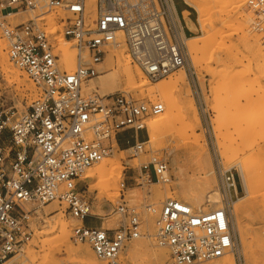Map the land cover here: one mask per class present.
<instances>
[{"label":"built area","instance_id":"built-area-1","mask_svg":"<svg viewBox=\"0 0 264 264\" xmlns=\"http://www.w3.org/2000/svg\"><path fill=\"white\" fill-rule=\"evenodd\" d=\"M253 29L264 41V0H249ZM37 12L35 19L13 24L14 10ZM62 11V13H59ZM56 13L61 33L76 51V67L64 69L52 32L39 18ZM0 29L10 60L41 89L30 109L17 119L0 102V264L23 250L33 236L30 222L35 204L58 200L78 224L75 243H88L108 264H121L126 243L141 236L136 208L120 204L118 228L96 226L93 202L79 187L83 173L106 157L125 131L133 134L134 153L144 141L145 119L164 111L161 102H147L127 91L101 95L84 87L102 71L112 49L126 44L132 62L151 80L173 71L190 70V50L183 11L175 0H0ZM203 113V102L198 100ZM206 120V118H205ZM145 180L168 183V160L151 157L142 164ZM222 205L206 212L176 198L158 209L154 238L170 251L174 264H197L233 253L240 259L231 205L237 195L233 173L220 166ZM124 186V183L122 184ZM88 189V188H87ZM146 211L156 212L151 204Z\"/></svg>","mask_w":264,"mask_h":264},{"label":"rangeland","instance_id":"rangeland-1","mask_svg":"<svg viewBox=\"0 0 264 264\" xmlns=\"http://www.w3.org/2000/svg\"><path fill=\"white\" fill-rule=\"evenodd\" d=\"M175 1L177 3L178 10L183 11V9H186L188 11L187 17L191 18L195 23V32L190 31V34L188 35V37L194 36V39L192 41L187 40L191 56L190 70H184L201 122L200 127L195 130V133L203 134L206 138V145L209 149L213 168L214 186L219 192L221 191L218 170V167L220 166L222 169L228 170V173H233L235 177V181L237 183V195L234 200L236 201L239 197L244 198L242 201H238V204L244 203V201L250 198V190H248L249 188L247 183H255L258 187V190L261 191V193L259 191L257 192L258 196L255 198V200H257L255 201V205L250 213H248L246 209L244 213H247L241 214L242 226L247 228L250 239L249 248L246 251L242 246L241 236L238 230L237 216L234 211L235 206L233 207L235 204L234 202L232 203V221L236 232L240 259H238L233 253L228 254L233 257L235 264H264V203L262 201V195H264V97L261 102L257 103V105L247 104L249 100L257 98V94L255 92L256 89L259 87L264 88V41L261 39L260 34L252 27L254 14L248 8L249 0H241L242 3L238 2L237 4L240 5L237 6V4H235L236 7H234L235 5L233 4V0L230 3L229 0H227V3H225L223 7H220L221 5L217 4L218 2L215 0H200L206 6L205 8L208 9H206L208 12L207 16L211 22V24L209 22L210 26H208L209 24L206 26L208 29H206V27L203 28L202 24L198 20L199 10L195 5L190 3L187 4L185 0ZM235 1L238 0H234V2ZM231 4L234 5L232 6L233 9H230ZM15 11L17 12L16 14L21 12L22 16L25 15L27 19L26 21L32 17L35 19V15H37V12ZM59 13H62V11ZM15 16L12 15L9 18L11 23H13ZM59 17L60 15L58 16L56 13L52 12L46 14L42 18H39L38 22L42 24L46 22L48 29L50 32H52L54 41L57 44V49L61 51L60 47L64 46L68 41H65L61 33V26L58 24ZM22 22L25 21H19V23ZM239 25H241L243 29ZM244 30H246L245 33L243 32ZM208 32L214 33L212 38L213 40H216L212 41L211 38L208 42L203 43V40L208 37V35H210ZM0 39L5 42L8 49L7 40L1 29ZM193 43H197L199 49L193 50L190 48V44ZM115 50L116 49H112L110 53ZM235 54L237 56H244L245 54V56L243 57V60L241 62L239 61L238 63L231 60L233 57L230 56L236 57ZM228 60H230V62H228ZM231 63L232 65H230ZM13 65L20 69V67H18L16 64L13 63ZM226 67H228V69L231 71L237 70L241 73L243 72L244 75H249L248 78L249 80L253 81L255 90L253 91L254 93L250 99H240L239 102L241 104V108H245L246 112L244 114V119H240L238 124L234 122L232 124L229 122V117L236 113L233 111V106L236 101L232 97L237 94V89H229L227 86V82L229 83V81L224 77L225 75L223 76L221 74V68L225 69ZM179 70L180 69H177L160 79L150 80L154 83L163 80L169 81V78L177 74ZM234 74H236V71ZM28 80L33 83L32 89L22 86H20L21 90L17 89V83L11 79H6L0 70V102L2 104L3 110H10L12 113H14L12 119H17L19 116L26 113L27 110L32 106L33 102L38 99L39 95L41 94V89L35 85L29 76ZM126 90L127 89L123 87L118 91ZM97 92L103 95L99 91ZM127 92L131 93L136 98L147 102H161L164 104L159 96H157V98H152L147 95L146 92L141 93L136 89H131L129 91L127 90ZM199 99H201L204 103V113L199 106ZM156 115L148 116L145 119V123L147 124V121ZM217 125H219V129H221L220 131L219 129H215V127L218 128ZM131 133L132 132H122V134L118 136L120 137L122 144L119 143L118 146L113 145L114 147L112 148V151L107 155V157H109L112 154H115L123 161V164L127 166L124 171V186L121 184V182L117 184V187L119 188L118 191L116 190L112 192V194H114L113 199L109 197L111 194L107 193L109 191L99 188L93 189L89 187L91 184H93L92 182H94L92 179H83L79 182V187L82 190H85L88 196L91 198L93 202L92 212L96 211L97 205L99 204H102L103 211H101L103 213H107L109 210H111L107 215L94 214L91 216V218L94 220L102 221L103 223H111L110 226L103 224L104 227L115 229L121 225L123 220H125L124 215L118 211V206L120 204L124 203L129 207H134L137 209L140 219L142 220L140 229L141 236L126 243V246L119 257L121 264H150V250L160 249L164 250L166 253L164 264H174L170 255V251L167 248L158 245L154 238L158 224L155 223L150 229L148 226V219L155 217L158 220V209L160 208L161 202H163L168 197L173 198L172 196L178 195L180 198L176 199L186 202V200L182 198V187L194 184L195 182H201L205 174L200 173L198 170L195 156L193 155L192 149L190 148V140H188L190 132L183 129L181 117L176 118L175 122L173 121L170 127L165 130L163 143L158 147V149L155 150H151V147L147 143H144L142 151L140 153H134V149L129 148L133 144L132 141L130 143H126V139ZM217 135L221 140H224V143L226 144L227 155L225 156L226 158L228 157V159L224 158L225 156L222 157L221 152L218 150V142L216 139ZM246 137L247 141H249L247 144L245 142ZM147 138L148 134L145 128L139 132V140L145 141ZM151 157H164L168 160L169 175L171 177L168 183L157 182L155 179L148 181L141 178V176L144 174L141 166L142 164L146 163L145 161L151 159ZM173 158L176 159V165L179 167L178 170H175ZM244 165L249 167V173L247 177L246 174L242 172ZM88 187L90 191L87 189ZM198 187L200 190L203 189L200 184ZM105 192L109 195H107ZM53 202L58 204L56 209H49V211H46V206H49L48 204L52 202L46 204H35L34 207H39V211H36V208L32 209L30 222L33 229V236L28 241V243L23 246V248H25L26 246L31 245L35 249L38 259L36 258L34 261L35 263L33 262L32 264H52V262L47 261V258L52 254L57 261H66L67 264H71V262L68 261V255L65 251V248L63 246L59 247L58 243L53 241L52 235H45L41 234L40 232L47 229V221L53 219L52 216H55L54 214L61 209V206L66 208V205L60 204L58 200ZM146 204H151L157 209V211H146L143 207ZM220 204L222 205V199ZM207 205L210 206V202H207ZM195 209L198 208L196 207ZM64 212L67 214V221L69 224L68 228L71 231L78 224V221L65 210ZM249 216H251V219H253L252 225L249 223ZM42 239L50 242L45 245L47 248L44 247L46 250L45 254L43 251H41ZM139 241L147 242L149 244V251L145 250L141 253L131 254V252L128 250V246ZM70 242L74 246L87 245L89 248H91L88 243H75L71 238ZM20 256L21 254L17 253L14 258L12 257V260L10 259V261L5 264H17V262L20 260ZM41 259L43 260L39 261ZM213 260L218 259L216 258L208 261H202L197 264H206L207 262ZM105 262L108 264L107 261Z\"/></svg>","mask_w":264,"mask_h":264},{"label":"bare ground","instance_id":"bare-ground-1","mask_svg":"<svg viewBox=\"0 0 264 264\" xmlns=\"http://www.w3.org/2000/svg\"><path fill=\"white\" fill-rule=\"evenodd\" d=\"M199 1L198 0H185V2L195 5L198 8L199 10L198 20L202 24V27L205 28L210 22L207 16L208 9L205 8L206 6L203 4L202 1L200 2ZM215 1L218 2L217 4L221 5L220 7H223L224 4L227 3V0H224V1L215 0ZM201 2L203 5L201 4ZM230 2H232V0L231 1L229 0V3ZM238 2L242 3L241 0L240 1L238 0L235 2L233 0L234 5L237 4ZM94 4H95V0H88L90 12H92ZM234 5L231 4L230 9H233L232 6ZM239 5L240 4H237V6ZM225 6H228V5H225ZM212 7H215V6H212ZM234 7H236V5ZM17 11H24V10L20 9ZM228 11L226 12L229 13ZM16 13L17 12L15 11L14 16L15 15L16 16H15L13 23L18 24L20 20L22 21L27 20L25 15L22 16L21 12H19L18 14ZM184 16L186 18L187 25L189 26L191 31L195 32V28L192 25L193 23H191L187 17V12H184ZM210 24L208 26H210ZM239 26L242 28L241 25ZM241 28L239 29L242 30L243 28L242 29ZM206 29L208 28L206 27ZM245 31L246 30H244L243 32L245 33ZM208 33L211 36L208 35V37H206L203 40V43L208 42L212 38V35H214V33L212 32H208ZM187 38H188V41H192L194 39V36H189ZM215 40L216 39L213 40L212 38V41H215ZM65 41L67 40L65 39ZM190 48H192L193 50H197L199 49V46L197 43H193V44H190ZM60 49L62 53V62L64 64V69H67V70L74 69L76 67V51L73 49L72 42L68 41L64 46H61ZM241 56L236 55V57L235 56H230V57H233L231 59L232 61L239 63V61L241 62L243 60V57L245 56V54L244 56L243 55ZM228 62H230V60H228ZM230 65H232V63ZM20 69L15 67L13 63L10 61L7 45L2 39H0V70L2 71L4 77L6 79H11L14 82H16L17 86L19 87L18 88L16 86L17 89L21 90L20 86L26 87L28 89H32L33 83L28 80V76H27L28 74H26L23 70H20ZM221 69H222L221 74L223 76L225 75L224 77L229 81V83L226 81L229 89H235V88L237 89L236 90L237 94L232 97L236 101L233 106V109H234L233 111L236 113L232 115L230 114L231 116L229 117V120H230L229 122H231L232 124L233 122L238 124L240 119H244V114L246 112L245 108H241V104L239 101L242 98L245 100H248L252 97L254 93L253 91H255L254 86H253V81L249 80L248 78L249 75L247 74L244 75L243 72L241 73L235 70L236 74H234L235 71L229 70L228 67H226L225 69L224 68H221ZM221 74H218V75H221ZM169 79H170L169 81L163 80V81H159L156 83L152 82L138 65L132 63L131 57L127 50V46L125 43H123L115 51L107 55L104 65L102 66L101 73L95 79H93L92 81H89V83L85 85L84 87L86 88L87 91L97 90L103 95L114 93L118 91L119 89L125 87L128 91L131 89H136V90H139L141 93L146 92L147 95H149L152 98H157V96H159L165 104V110L161 114H157L156 116H153L151 119L147 121V124H146V131L148 134V138L147 140L144 141V143H147L151 147V150L158 149V147L163 143V137L165 135L164 134L165 130H167L168 127H170L173 121L175 122L176 118L181 117L183 129L185 131L190 132L188 140H190V148L192 149V153L195 156V161L198 166V170L200 171V173L205 174L201 182H195L194 184H190V185H187L186 187H182V191H181V193L183 194L182 198L186 200V202H190L189 204L192 205L194 208L197 207L198 209H200V211L206 212L211 209L220 207L221 198H222L221 193L214 186L213 168H212V163L210 159L209 149L206 145V138L203 134L195 133V130L200 127L201 122H200L197 108L195 106V102L191 95V90L189 88V83L187 80L185 70L183 68H180L179 72L175 74L174 76L170 77ZM255 92L257 94L256 96L257 98L249 100L247 104L257 105V103L263 100L264 88L259 87L258 89H256ZM263 116H264V113H263ZM217 126L218 128L215 127V129H219V125ZM220 130L221 129H219V131ZM216 137H217L216 139H217L218 148H219L218 150L221 152L222 157H223L227 155L226 144L224 143V140H221L218 137V135ZM245 140L247 144L249 142L247 141V137L245 138ZM113 145L118 146L116 142ZM129 148L131 149L132 146ZM224 158H226V156ZM226 159H228V157ZM149 161L150 159H148L145 162H149ZM173 164L175 166V170H178L179 167L176 165L175 158H173ZM126 168L127 166L123 164V161L115 154H112L109 157L107 156L104 157L101 161H99L98 163L88 168L83 173L82 179H85V180L92 179V181L94 182H92L93 184H91L89 187L93 189L99 188V189H104L106 191H109L107 193L109 194L111 193L110 195L107 194L106 192L105 193L109 195L110 198L113 199L114 194H112V192L116 190L118 191V188H119L117 187V184L119 182H121V184L124 183V175H125L124 171ZM248 168L249 167L247 165H244L243 170H242V172L246 174V177L248 176V173H249ZM199 184L202 186L203 189L201 190L199 189L198 187ZM247 184L249 188L248 190H250L249 191L250 198L241 204L240 203L238 204V201L239 202L242 201L244 199L243 197H239L236 201L235 200L233 201L235 204L233 205V207L235 206L234 211L236 213L237 221H238V230L241 236L242 246L245 251L249 248L250 239H249L247 228L242 226L241 214H243L246 211V209H247V212L250 213V211L255 205V201L257 200V199L255 200V198L258 196L257 192L259 191L255 183H247ZM89 187H88V190H89ZM259 192L261 193V191ZM172 197L180 198V196L178 195H174ZM262 201L264 203V195H262ZM207 202H210L211 205L210 206L207 205ZM48 205L49 206H46V211H49V209L51 210L56 209L58 207V204L53 201L52 203ZM99 205H97L96 211L93 212L94 214L107 215L111 211L109 210L107 213H102L101 210L99 209ZM33 208H36V207H33ZM39 210L40 208L37 207L36 211H39ZM64 210H65V207L61 206V209L54 214L55 216H52L53 219L50 221H47V229L45 231L39 230L41 234L52 235L53 241L57 242L59 247L63 246L65 248V251L68 255V261H70L71 264H107L104 260H101L100 258H98L96 254L94 253V251L92 250V248H89L87 245L74 246L70 242L72 230L70 231L68 228L69 224L67 221V214L64 212ZM248 220H249L250 225H252L253 219H251V216L248 217ZM157 221L158 220L155 217L148 219V226L150 227V229H151V226L153 227L155 223L157 224ZM104 224L106 226L111 225V223H108V222ZM48 243L50 242L42 239L41 251H43L44 254L46 251L44 247L47 248L45 245ZM148 249H149V244L143 241H139V242L130 244L128 246V250L131 252V254L141 253ZM20 254H21L20 260L17 262V264H27V263L32 264L37 258L35 249L31 245H28L25 248H23V251L20 252ZM14 257L15 256H13V258ZM13 258L11 257L10 259L12 260ZM165 258H166V253L164 250L162 249L150 250V253H149V259H150L149 263L150 264H164ZM10 259L8 261H10ZM43 259L39 261H42ZM217 259L218 260H213V261L207 262L206 264H235L233 257L229 255L228 253L221 256V258L219 257ZM47 261L52 262V264H67L66 261H63V262L57 261L53 254L47 258Z\"/></svg>","mask_w":264,"mask_h":264},{"label":"crops","instance_id":"crops-1","mask_svg":"<svg viewBox=\"0 0 264 264\" xmlns=\"http://www.w3.org/2000/svg\"><path fill=\"white\" fill-rule=\"evenodd\" d=\"M187 4H189V3H187ZM184 12H187L188 13V11L186 10V9H183V14H184ZM185 17V16H184ZM188 19L190 20V22L191 23H193L192 25L194 26V28H195V23L193 22V20L191 19V18H189L188 17ZM185 21H186V18H185ZM186 25H187V21H186ZM187 28L191 31V29L189 28V26L187 25ZM191 32H193V31H191ZM126 132H132V131H125V133ZM133 134V132L130 134V135H132ZM121 139H120V137H118V144L120 143V144H122V142L120 141ZM104 208V207H103ZM99 209L100 210H102V204L101 205H99ZM103 211V210H102ZM101 211V212H102ZM103 213V212H102ZM86 222L87 223H93L94 225H96V226H99V225H101V224H104L102 221H97V220H94V219H92L91 217H88L87 219H86Z\"/></svg>","mask_w":264,"mask_h":264}]
</instances>
